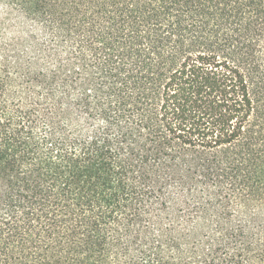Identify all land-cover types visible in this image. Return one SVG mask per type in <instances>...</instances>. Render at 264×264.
Listing matches in <instances>:
<instances>
[{"label": "trees", "instance_id": "obj_1", "mask_svg": "<svg viewBox=\"0 0 264 264\" xmlns=\"http://www.w3.org/2000/svg\"><path fill=\"white\" fill-rule=\"evenodd\" d=\"M0 264H264V0H0Z\"/></svg>", "mask_w": 264, "mask_h": 264}]
</instances>
